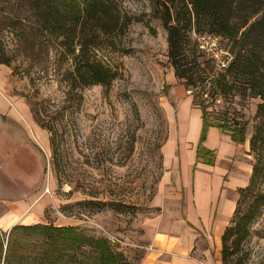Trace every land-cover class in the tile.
<instances>
[{"label": "rangeland", "instance_id": "374dc122", "mask_svg": "<svg viewBox=\"0 0 264 264\" xmlns=\"http://www.w3.org/2000/svg\"><path fill=\"white\" fill-rule=\"evenodd\" d=\"M115 1L131 22L122 35L103 40L95 51L117 68L118 77L108 89L95 84L70 90L65 80L70 59L60 54L56 42L38 32L31 35V27L38 29L21 1L0 0V53L11 60L10 65L3 64L8 68L5 93L28 107L31 127L45 142L38 148L23 125L10 121V130L23 139L25 147L8 140L4 145L11 158L2 160L7 154L0 146V162L14 170L7 179L15 184L24 180L31 198L45 200L43 223L75 225L87 234L115 241L111 243L125 251L128 245L123 241L135 237L138 222L150 214L148 205L163 175L162 146L171 124L166 109L167 79L174 69L159 11L166 0ZM2 15H8L11 23L22 19L24 35L6 24ZM206 32H187L184 64L191 83L184 85L186 92L194 102L204 99L208 117L215 123L230 127L246 123L247 150L239 166L247 172L249 165L250 177L253 164L258 163L264 186V115L257 114L261 98L248 96L243 78L226 75L223 84L217 82L219 75L209 65L205 72L200 70L206 58L194 42ZM223 43L235 53L233 40ZM41 122L52 128L54 145ZM2 238L0 264H7V235ZM231 240L225 257L218 251V264H264V204L246 238L239 243ZM41 250L15 247L9 260L18 264L17 260L29 254L39 256ZM215 259L208 264H217ZM128 264L134 262L128 260Z\"/></svg>", "mask_w": 264, "mask_h": 264}, {"label": "trees", "instance_id": "16d2710c", "mask_svg": "<svg viewBox=\"0 0 264 264\" xmlns=\"http://www.w3.org/2000/svg\"><path fill=\"white\" fill-rule=\"evenodd\" d=\"M31 14L38 30L31 27V35H42L49 42L59 45V52L71 61V68L65 80L70 90L99 84L108 89L118 77L117 68L105 62L96 53V48L110 36L122 35L131 18L120 10L115 0H19ZM159 9L163 27L167 31L168 57L177 79L184 85L191 83L184 64L187 32L208 31L220 35L223 40L231 39L236 45L229 67L220 73L218 83L225 81L226 75L233 79L243 78L247 84L249 97H260L257 114L264 115V0H166ZM172 8H174L172 10ZM6 24L17 27L24 35L22 19L11 23L8 15H2ZM17 20V19H16ZM35 28V27H34ZM38 32V33H37ZM27 44L30 39L25 40ZM196 47V42H194ZM197 49V47H196ZM199 51V50H198ZM200 52V51H199ZM206 59L201 71L210 66ZM10 58L0 53V63L10 65ZM194 102V101H193ZM202 111L200 143L210 126H218L230 131L231 139L245 142V124L230 127L215 123L207 114L204 99L194 102ZM41 125L50 132L52 145L55 134L50 126ZM256 140H251L254 149ZM213 152L199 145L197 157L207 164L213 163ZM258 163L253 164L248 184L238 189L236 205L221 236V257L227 255V242L239 243L246 238L248 227L264 204V186ZM7 235V256L5 262L13 264L10 254L15 247H42L39 256L29 254L18 264H128V259L108 239L85 233L75 225H54L52 223L16 224ZM2 238L0 241H4Z\"/></svg>", "mask_w": 264, "mask_h": 264}, {"label": "crops", "instance_id": "0c3cea01", "mask_svg": "<svg viewBox=\"0 0 264 264\" xmlns=\"http://www.w3.org/2000/svg\"><path fill=\"white\" fill-rule=\"evenodd\" d=\"M7 70V66L0 64L2 153L8 152L4 145L8 140L25 147L23 139L10 130V121L23 125L38 148H42L45 142L40 141L39 131L31 127L28 107L5 93ZM167 85L166 109L171 124L162 146L163 175L149 202L150 214L138 222L135 237L123 241L128 245L123 253L134 264H208L213 258L218 264L221 236L232 217L238 189L249 180L250 166L247 172L246 167L239 166L246 155V139L237 143L231 139L230 131L210 126L200 143L201 109L173 72ZM199 145L213 152L212 164L197 157ZM10 158L7 154L2 160ZM4 164L0 162V230L8 232L16 224L43 223L40 219L45 200L31 198L24 180L15 184L7 179L14 170H8ZM135 255L138 256L134 258Z\"/></svg>", "mask_w": 264, "mask_h": 264}, {"label": "built area", "instance_id": "2783aa9c", "mask_svg": "<svg viewBox=\"0 0 264 264\" xmlns=\"http://www.w3.org/2000/svg\"><path fill=\"white\" fill-rule=\"evenodd\" d=\"M195 40L197 49L210 59L216 76L229 67L234 55L230 48L223 43V38L220 35L208 32L200 33Z\"/></svg>", "mask_w": 264, "mask_h": 264}]
</instances>
